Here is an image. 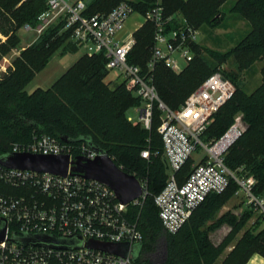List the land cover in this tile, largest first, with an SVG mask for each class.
<instances>
[{
    "label": "trees",
    "instance_id": "obj_1",
    "mask_svg": "<svg viewBox=\"0 0 264 264\" xmlns=\"http://www.w3.org/2000/svg\"><path fill=\"white\" fill-rule=\"evenodd\" d=\"M0 0V29L8 37L0 43V59L20 41L17 29L25 23L37 24L39 14L46 9V0ZM123 0H87L84 14L107 13ZM136 10L146 12L157 0H128ZM227 0H162L165 15L174 16L170 26H176L177 15L186 18L195 28L217 27L223 19L222 4ZM230 11L246 18L250 30L227 51L194 44L196 57L181 71L169 69L163 62L154 69L148 66L154 43L155 26L145 23L135 32L136 44L128 55V62L141 66L142 73L152 77L160 98L171 108L179 107L186 97L211 73L221 69L236 85L233 96L211 117L202 134L203 141L218 139L240 113L245 125L243 133L229 147L224 162L238 177L253 176L252 192L264 194V66L263 83L253 92L246 93L236 81V74L220 67L228 57L235 58L242 69L257 59L264 58V0H235ZM63 23L47 28L31 45L14 59L0 79V154L12 151L15 143H27L34 137L47 134L67 141L75 147L85 142L111 156L124 171L147 179L148 194L142 204L130 205V219L138 223L143 234L135 264H245L258 252L264 256V226L256 233L244 234L222 262L217 259L233 236L247 221L219 210L231 198L239 183L230 176L225 191L210 193L193 211L190 218L176 233L163 226L155 195L166 185L168 173L163 154L162 136L157 131L162 111L155 103L151 128L128 119L133 106L142 100L119 85L111 90L105 83L109 73L104 51L82 54L50 87L26 90V85L50 61L57 48L76 52L78 45L69 39ZM63 30V31H62ZM55 36V33H59ZM68 39L67 43L66 40ZM65 42V43H64ZM211 59V60H210ZM228 103V104H227ZM216 116V117H215ZM150 149L149 158L143 149ZM79 151L74 150V156ZM194 158L190 157L176 173L181 183L190 174ZM0 191H18L0 181ZM251 215V214H250ZM244 217V218H243ZM262 219L264 212L262 211ZM223 223L231 226L219 243L211 239V232ZM164 242L163 259L155 263ZM52 264H61L58 261Z\"/></svg>",
    "mask_w": 264,
    "mask_h": 264
},
{
    "label": "built area",
    "instance_id": "obj_2",
    "mask_svg": "<svg viewBox=\"0 0 264 264\" xmlns=\"http://www.w3.org/2000/svg\"><path fill=\"white\" fill-rule=\"evenodd\" d=\"M46 6L35 26L25 23L24 27L39 36L52 24L63 23L70 39L85 53L92 55L104 51L107 69L117 70L126 87L142 100L141 105L131 108L138 114L129 113L128 119L132 122L142 123L149 129L155 103L161 109L158 131L170 173L165 187L155 195V203L167 232L179 231L210 193L225 191L230 176L264 212V196L258 197L252 192L255 178L252 175L238 177L224 162L227 150L245 129L242 117L236 118L218 139L202 140L213 114L235 93V83L218 69L204 79L179 107L171 108L160 98L152 77L143 74L141 66L128 62V55L136 44L135 32L151 22L155 33L149 68L154 69L157 63L163 62L169 69L181 72L197 55L194 44L199 43L198 28L184 17L177 19L176 26H170L174 16L165 15L161 1L141 12L128 0H123L109 12L92 16L83 13L86 0H46ZM134 13L140 16V22L136 29L125 32V25ZM7 37L0 29V43ZM199 146L206 153L194 161L190 174L180 183L176 173ZM76 149L78 155L89 159L103 154L85 142L75 147L47 134L37 135L31 142L15 143L12 151L69 154L73 159ZM141 155L149 158L151 150L143 149ZM138 179L142 194L124 204L108 184L81 173L69 171L64 176L0 163V181L18 191H0V218L6 221L5 236L0 240V264H52L54 261L61 264H135L133 247L143 241V234L138 223L130 219L129 206L142 204L148 194L147 179ZM41 234L79 236L83 244L74 248H57L25 244L19 240ZM88 239L127 242L128 252L124 256L90 247L85 244Z\"/></svg>",
    "mask_w": 264,
    "mask_h": 264
},
{
    "label": "rangeland",
    "instance_id": "obj_3",
    "mask_svg": "<svg viewBox=\"0 0 264 264\" xmlns=\"http://www.w3.org/2000/svg\"><path fill=\"white\" fill-rule=\"evenodd\" d=\"M234 2L235 0H227L225 4L227 7L225 9L222 4V10L225 12V17L223 16V19L217 27L204 26L199 29V37L205 39L207 44L213 49L221 50L223 52L229 50L234 47L251 28V24L246 18L230 11V7ZM24 26L25 24L17 29V34L20 38L18 45L11 48V50L0 59V67L5 69L2 71L0 79L3 73L8 70V67L14 65V59L40 36H38L35 31L28 30ZM59 34H61V32L55 33V36H58ZM67 41L68 39L66 40V43ZM63 45L57 48L48 64L41 71L37 72L34 78L26 85V90L29 93L39 87H50L82 54L85 53L80 46H78L79 49L76 52L64 51ZM220 65V67L227 71L236 74V81L239 84V87H241L246 93L255 91L263 83L262 68L264 66V58L257 59L242 69L239 68V64L232 56L225 59ZM117 72L118 71L115 69L109 71L104 79L106 85L111 90L116 89L121 84L125 85V83L122 82V77L117 75ZM127 90L129 89L127 88ZM129 113L134 116L138 115L134 109H130ZM240 116H242L240 113L236 114V118ZM133 124L135 125L137 123L133 122ZM205 153L204 148L199 146L198 149L192 153V158L198 161ZM227 211L233 212L238 218H242V216L245 215L247 221L227 244L225 250L217 259V263L223 261L226 255L237 245L238 241L244 234L251 233L252 231L256 233L264 226V219H262V209L260 205L251 201L247 193L243 191L240 186L236 187L231 198L219 210V215ZM230 230L231 226L228 223H223L219 228L211 232V239L215 243L220 242ZM164 251L165 245L164 242H162L158 248L157 254H153L152 259L155 263H159L163 259Z\"/></svg>",
    "mask_w": 264,
    "mask_h": 264
},
{
    "label": "water",
    "instance_id": "obj_4",
    "mask_svg": "<svg viewBox=\"0 0 264 264\" xmlns=\"http://www.w3.org/2000/svg\"><path fill=\"white\" fill-rule=\"evenodd\" d=\"M5 69L0 67V75ZM103 154L97 155L94 159L86 158L78 155L71 159L69 154H44L33 153L28 151H10L0 154V163L13 168L30 169L43 172H52L61 175H67L69 171L81 173L87 178H95L114 189L119 200L126 204L133 199L139 197L143 188L140 180L131 173L124 171L119 167L111 156L104 153L100 149L93 147ZM167 173L170 168L166 158L164 159ZM6 229V221L0 218V240L4 239ZM21 242L28 244H41L57 248H74L81 246L83 240L79 236L74 237H54L47 234L31 235L20 238ZM85 244L97 249L126 255L129 244L127 242L113 243L88 239ZM141 243H137L133 247L132 257L136 260Z\"/></svg>",
    "mask_w": 264,
    "mask_h": 264
},
{
    "label": "crops",
    "instance_id": "obj_5",
    "mask_svg": "<svg viewBox=\"0 0 264 264\" xmlns=\"http://www.w3.org/2000/svg\"><path fill=\"white\" fill-rule=\"evenodd\" d=\"M74 1V0H73ZM87 1V0H86ZM157 1H161L162 0H157ZM227 2V1H226ZM226 2L223 4L224 5V9L227 7L225 6ZM178 18L182 17L181 15H177ZM225 17V16H224ZM140 22V17L137 13H134L130 18L129 20L127 21L126 25H125V29L124 31L125 32H128V31H132L134 29H136L138 23ZM124 31L122 32L124 34ZM121 33V34H122ZM203 38H200L199 37V42L204 45V46H207V47H211L209 44H207V41ZM211 236V234H210ZM219 243V242H217ZM245 264H264V256L261 255L260 253L258 252H255L253 253L250 258L248 259V261L245 263Z\"/></svg>",
    "mask_w": 264,
    "mask_h": 264
}]
</instances>
